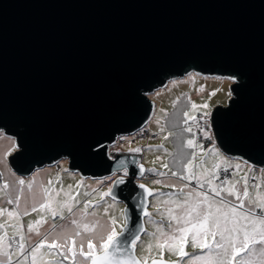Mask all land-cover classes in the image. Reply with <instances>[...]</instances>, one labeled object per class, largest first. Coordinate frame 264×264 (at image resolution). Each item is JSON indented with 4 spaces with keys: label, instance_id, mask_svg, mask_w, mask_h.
Returning <instances> with one entry per match:
<instances>
[{
    "label": "water",
    "instance_id": "obj_1",
    "mask_svg": "<svg viewBox=\"0 0 264 264\" xmlns=\"http://www.w3.org/2000/svg\"><path fill=\"white\" fill-rule=\"evenodd\" d=\"M191 72L235 77L226 104L211 110L214 140L264 167V0H0V130L18 145L11 169L28 176L65 159L102 178L126 167L109 196L124 203L120 239L142 235L144 166L109 147L148 121L151 92ZM125 255L137 258L135 247Z\"/></svg>",
    "mask_w": 264,
    "mask_h": 264
},
{
    "label": "snow or ice",
    "instance_id": "obj_2",
    "mask_svg": "<svg viewBox=\"0 0 264 264\" xmlns=\"http://www.w3.org/2000/svg\"><path fill=\"white\" fill-rule=\"evenodd\" d=\"M230 79L234 80L235 77H230ZM207 107L206 103L197 105L192 101L189 111H185L183 116L185 125L189 121L196 123L197 129L204 134L203 138L211 141L213 137L209 135L210 124L207 123L209 113L204 112L199 116L190 114ZM199 121L205 122L204 128L200 127ZM183 131L191 133L193 130L191 127H186ZM168 135L173 136L176 133L170 132ZM4 136L3 130H0V138ZM167 138L166 136L165 139ZM7 139L10 141V148L8 152L4 153L5 157L18 147L15 138L7 137ZM185 146L188 148L201 147L203 150V146L197 144L194 138L187 139ZM140 150L139 148L129 149V151L134 152H139ZM209 151L218 157L220 156L215 145ZM191 155L192 159H189L184 165L187 175H180L177 172H173L172 175H180L182 180L195 181L197 187L188 191L183 200L172 202L175 205V209L179 210L178 214L173 208L167 209V230L161 223L157 228L159 235L156 233L152 234L155 239V247L159 250L166 249L168 252L175 253L180 259H183L189 256L185 248L191 242L193 248H198L202 252L205 249L208 250L205 256L192 257L196 260L203 259L206 264H254L251 258L238 262L237 257L241 254H247L249 257L256 255L255 246L264 245V196L257 192L254 197L250 193L249 173H245L239 179H235L236 172L240 171L239 164L234 166L235 171H230L233 169V165L226 158L221 157L227 167L221 169L219 164L214 163L211 168H204L203 164L194 165L193 161L196 153L193 152ZM205 155H207V152H205ZM124 163L123 160L119 161L120 165H124ZM164 167L168 166L165 164ZM195 167H200L202 170L197 173L194 171ZM221 172H223V176H221ZM113 175H115V172ZM128 175V169L125 167L123 175L117 176L115 180H112V185L125 184ZM106 179H111V177H106ZM16 183L21 186L19 194L16 195L14 200L8 199L7 201L9 204H15L16 208L12 210L0 208V214L7 212L10 218H15L14 223L9 224L5 221V223L0 224V228L5 229L3 235H0V257H3L0 260V264H13L14 258L15 264H64L65 261H70L71 264H78V255L90 261V264H148L146 259H137L134 256L125 255L128 251V246L134 247L140 240V236L131 235V238L125 237L121 240L120 237H124L127 224L125 223L121 231H117V220L114 216L109 217V230L103 235L96 233L97 228L103 227L99 220L88 224L82 223L77 219L70 220V224L75 226L72 230L52 223L49 226L50 230L41 233L40 226L48 223L44 215H41L35 221H30L26 226L27 231L25 232V226L20 220L21 216H28L38 210H47L50 212L53 221L57 218L63 221L66 219L65 210L70 216L74 217L76 215L74 208L81 203V200L72 196L69 192H64L68 199H57L63 188L55 190L50 187L53 184L51 179L47 182L48 186L41 185L42 192L39 200L37 194L33 191L35 179L27 182L24 179H19ZM25 186L28 192L31 193L32 205L30 210L25 207L21 211L19 205L21 198L24 196ZM238 186H242V191L241 187ZM8 187L9 184L5 182L3 189ZM68 187L71 189L72 185ZM139 187L144 189L145 185L140 184ZM168 187L175 188L176 185H169ZM188 187L189 184H185L179 191L184 193V189ZM205 187H207L208 191L203 190ZM252 187L259 189L260 185L253 184ZM54 191L55 195H53ZM111 192L112 188L110 187L108 191L102 194L101 199L109 196ZM78 195L79 193H77ZM83 195L87 197L90 193L85 192ZM229 197H234L235 199H229ZM245 201H247V206ZM98 206L99 201L93 203L90 199L83 200V209L80 210L81 217L94 215V213H89L88 210ZM246 207L247 210H245ZM157 210L159 211V209ZM105 212H107V209H105ZM145 214L148 215V213ZM161 215L163 220L165 218L164 214L162 213ZM8 228L12 229L11 235H9ZM58 228L61 231H57ZM81 228H83L84 232L93 234L86 241L88 251H84ZM32 233L42 238L38 242H33L30 235ZM49 237H52L50 243ZM77 238H81L79 245L77 244ZM13 241H15V248H13ZM45 248L48 251H42ZM152 248L153 244L149 243V251ZM258 255L260 256L259 264H264V247L259 249ZM45 257H51V259L46 261ZM151 264H179V261L166 262L153 259Z\"/></svg>",
    "mask_w": 264,
    "mask_h": 264
},
{
    "label": "rangeland",
    "instance_id": "obj_3",
    "mask_svg": "<svg viewBox=\"0 0 264 264\" xmlns=\"http://www.w3.org/2000/svg\"><path fill=\"white\" fill-rule=\"evenodd\" d=\"M231 82L232 81L226 77L205 76L194 72L188 73L181 78L170 79L165 86L158 88L149 94V97L155 103V108L148 121L144 124V127L148 128L150 132L157 133L158 137L137 138L132 142L131 134L121 135L117 137L116 141L109 147L110 149L123 152L129 151V149H141V163L144 168L148 169L150 172H157L159 174V178L157 179H139L144 181L143 183L150 188L151 194L148 198V215L144 217L145 230L143 234L140 235V240L134 247L137 258L146 259L148 264H151L153 259L163 260L166 262L179 261V264H206L205 260H196L192 257L207 255V249L202 252L198 248H193L191 242H189L185 248L186 252L189 253V256L180 259L175 253L168 252L166 249H157L155 247V239L152 235L153 233L159 235L157 228L161 225V223L163 224L165 230H167L168 220L166 217L168 208H173L178 214L179 210L175 209V205L172 202L183 200L188 191L197 187L195 181L180 179V175H187V170L184 168V165L189 159H192L191 154L193 152L196 153L195 160L193 161L194 165L203 164L204 168H211L214 163L219 164L221 169L227 167L221 157L226 158L233 165L232 171H235L234 166L239 164L240 171L236 172L235 179H239L245 173H249L250 193L254 197L257 192H259L261 196H264V167H257L258 172L254 173L250 164L223 154L217 148L215 142L206 148H203V150L201 147L188 148L185 146L186 140L194 138V136L192 133L183 131L184 128L188 127V125L184 124L183 113L185 111H189L191 102L194 101L197 105H203L206 103L208 107L202 108L197 112L202 114L207 112L210 116L211 110L215 105L226 104L228 98L230 97L229 93ZM197 112L190 114L196 115ZM157 121H159V123H157ZM161 129H163V131H161ZM170 132H174L176 135L169 136L168 134ZM208 132L209 135H211V130ZM166 136L168 137L167 139H165ZM7 137L9 136L5 135L3 138H0V208L8 210L16 208L15 204H9L7 201L8 199L14 200L16 195L19 194L21 186L16 183L19 179H24L26 182L35 179L33 191L37 194L38 200L40 199V193L42 192L41 185L48 186L47 182L49 179L53 181V184L50 187L55 190L63 188V191L57 199H68V197L64 195V192H69L72 196L81 200V203L76 205L74 208L76 215L74 217L70 216L65 210L64 214L66 219L63 221L59 218L53 221L50 212L47 210H38L28 216H21L20 220L25 226V232L27 231V224L30 221L39 219L41 215H44L48 220L47 224L40 226L41 233L50 230L49 226L52 223L62 225L64 228L72 230L75 226L70 224V220L77 219L82 223L88 224L99 220L103 227L97 228L96 233L103 235L109 230V217L112 216H114L117 220L116 230H121L125 223L124 203L112 199L110 196L103 197V199H101V197L102 194L110 188L112 180H114L117 176L123 175V171L115 172V175L112 174L102 178L83 177L79 173L70 171L67 168V161L65 159H60L53 165L44 166L34 170L28 176H20L11 169L8 163V156L14 152L16 148L13 149L7 157L4 156V153L8 152L10 148V141ZM197 144L202 145L198 141ZM213 145H215L216 149L220 153L219 157L209 151L212 149ZM205 152H207V155H205ZM165 164L168 167H164ZM250 169L251 171H249ZM201 170L202 169L200 167L194 168V171L197 173ZM173 172H177L180 175L173 176ZM106 177H111V179H106ZM5 182L9 184L7 189H3ZM185 184H189V187L184 189V193H181L179 189ZM253 184L260 185V188L256 189L252 187ZM69 185H72L71 189H69ZM169 185H176V187H168ZM238 187H241L242 191V186ZM203 190L208 191L207 187ZM85 192L90 193V195L85 197L83 195ZM77 193H79L78 196ZM53 195H55V191L53 192ZM85 199H90L93 203L99 201V206L96 208H89V213H94V215L81 217L80 210L83 209V200ZM229 199L234 200L235 198L229 197ZM245 204L247 206V201H245ZM31 205V193L28 192L27 187L25 186L24 196L21 198L19 209L22 211L25 207H28L30 210ZM105 209H107V212H105ZM157 209H159V211ZM245 210H247V207ZM162 213L165 217L163 220L161 215ZM5 221L11 224L15 222V218H10L7 215V212H5L0 214V224L5 223ZM7 230L9 235H11L12 229L8 228ZM4 231L5 229L0 228V235H3ZM57 231H61V229L58 228ZM80 231L84 242V251H88L86 241L93 234L84 232L83 228H81ZM30 235L33 242H38V240L42 238L37 237L35 233ZM51 239L52 237H49V243L51 242ZM80 242L81 238H77L78 245ZM149 243L153 244L151 251L148 249ZM15 246V241H13V248H15ZM261 247H264V245L255 246L256 255L249 257L247 254H241L237 257V261L239 262L251 258L254 264H259L260 256L258 253ZM42 251L46 252L48 250L45 248L42 249ZM0 259L2 260L3 257H0ZM49 259H51V257H45L46 261ZM77 260L78 264H90V261L85 260L79 255L77 256ZM13 264H15V258L13 260ZM64 264H71V262L65 261Z\"/></svg>",
    "mask_w": 264,
    "mask_h": 264
},
{
    "label": "built area",
    "instance_id": "obj_4",
    "mask_svg": "<svg viewBox=\"0 0 264 264\" xmlns=\"http://www.w3.org/2000/svg\"><path fill=\"white\" fill-rule=\"evenodd\" d=\"M196 115L199 116V115H202V113L197 112ZM207 123L210 124V128L208 129V131L211 130V135L213 137V139L211 141L203 138V133L197 129L196 123L189 121L187 124L188 127L192 128L193 131L191 133L193 134L195 140L200 142L202 144L203 148H206L207 146H209L210 144L215 142L213 132H212V127H211V122H210V116L207 117ZM199 124H200L201 128L205 127L204 121H199ZM157 137H158L157 133L150 132V130L148 128H145L144 125L131 133V138H132L131 141L132 142L135 141L137 138H157ZM120 152H123V151H116L115 149L109 148V154L111 157H113L116 153H120ZM127 152L135 153L137 155L138 161L141 163V160H142L141 151H139V152L127 151ZM252 170L254 173L258 172L257 167L252 166ZM122 171L123 170H121L119 172H122ZM230 171H232V169ZM220 174H221V176H223V172H221ZM0 177H1V175H0ZM141 178L143 180H145V179H157V178H159V174L157 172H150L148 169L144 168V171H143ZM0 182H1V179H0Z\"/></svg>",
    "mask_w": 264,
    "mask_h": 264
},
{
    "label": "crops",
    "instance_id": "obj_5",
    "mask_svg": "<svg viewBox=\"0 0 264 264\" xmlns=\"http://www.w3.org/2000/svg\"><path fill=\"white\" fill-rule=\"evenodd\" d=\"M1 260V259H0Z\"/></svg>",
    "mask_w": 264,
    "mask_h": 264
}]
</instances>
